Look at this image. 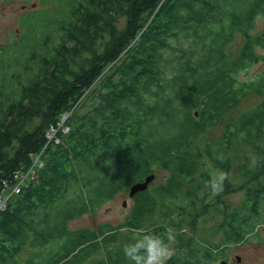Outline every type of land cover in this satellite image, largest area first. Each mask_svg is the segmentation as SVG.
<instances>
[{
    "label": "trees",
    "instance_id": "obj_1",
    "mask_svg": "<svg viewBox=\"0 0 264 264\" xmlns=\"http://www.w3.org/2000/svg\"><path fill=\"white\" fill-rule=\"evenodd\" d=\"M259 16L264 0H54L26 16L0 63V196L35 173L0 210V264H133L124 248L146 232L176 241L164 264H210L264 222V71L237 79L262 59ZM149 175L123 224L69 229ZM210 218L220 253L184 233Z\"/></svg>",
    "mask_w": 264,
    "mask_h": 264
},
{
    "label": "rangeland",
    "instance_id": "obj_2",
    "mask_svg": "<svg viewBox=\"0 0 264 264\" xmlns=\"http://www.w3.org/2000/svg\"><path fill=\"white\" fill-rule=\"evenodd\" d=\"M21 4H27L29 7V3L23 0H0V46L2 48L8 43L17 42L18 38L21 37V34L24 32V28L21 26V22L18 19L21 15L19 10ZM46 8H53L52 4L47 5ZM260 32H264V16H259L255 21L253 33ZM241 44L242 38L240 36H236L235 42L230 46V48H228V52L232 55H235V52L240 49ZM4 49L5 48L0 50V63ZM257 53L260 57H262L261 61L242 71L237 77L239 82H254L264 71V48H258ZM1 67L2 64H0V72L2 69ZM258 103V98L255 96H250L242 102L237 111H235V114L233 113V116L239 113L241 114L245 110L254 108ZM76 106L77 105L74 107ZM74 107L72 109H74ZM78 107L79 105L75 108V111H77ZM71 112L72 111L61 114L56 125L66 128L71 127V124H61V118L63 116L68 118ZM78 113H84V111H78ZM166 175V172L158 174V180L165 178ZM221 200L225 205L228 206L229 211H232L233 209L238 208L245 201L244 192H231L222 196ZM132 204L133 198L129 197L128 191L121 192L114 199L100 206L93 214L83 215L72 220L68 224V227L69 229L74 230L86 227L95 228L98 224L104 223L113 226L121 225L125 222ZM217 223L221 225L222 220L219 218H210L209 222L206 224L199 223L193 233H190L187 229L184 230V233L189 236H193V238L201 245L206 244V241H209L213 246H220L219 250L214 249L213 251V253H220L223 247L221 246V234L217 233L216 229H214L216 225L218 226ZM122 243L123 242L120 241V244ZM167 246L169 248V255L165 258V260L173 254L176 241L174 239L169 240L167 242ZM257 255H260V257H256ZM223 259L232 261V264H263L264 226L262 227L261 225H257L255 230L245 236V239L242 243L230 245V248L226 250L223 257H217L216 261L210 264H220V261Z\"/></svg>",
    "mask_w": 264,
    "mask_h": 264
},
{
    "label": "clouds",
    "instance_id": "obj_3",
    "mask_svg": "<svg viewBox=\"0 0 264 264\" xmlns=\"http://www.w3.org/2000/svg\"><path fill=\"white\" fill-rule=\"evenodd\" d=\"M222 180L223 174L210 182L213 192L222 187ZM168 238L172 239L171 231ZM141 251H143V255H141ZM124 253L133 264H164L165 258L169 255V248L163 238L154 233L146 232L127 244Z\"/></svg>",
    "mask_w": 264,
    "mask_h": 264
},
{
    "label": "built area",
    "instance_id": "obj_4",
    "mask_svg": "<svg viewBox=\"0 0 264 264\" xmlns=\"http://www.w3.org/2000/svg\"><path fill=\"white\" fill-rule=\"evenodd\" d=\"M67 119L66 116H63L61 118V124L63 125L65 123V120ZM61 131L62 133L67 131L66 127H59V126H55V128L51 127L49 129L48 133V139L51 141L52 139H55L54 137L57 134V131ZM56 141H58V139H55ZM33 160V167L38 168L42 166V162L40 161V158L38 155L33 156L32 157ZM35 170L33 168H30L26 174V176L28 178H26V176L22 177V176H17L16 178V182L14 184L13 187H11L8 191H5L1 196H0V210L3 209L5 207L6 201L9 198V196H11L14 193H17L20 189V187H22L27 181H30V179L33 177Z\"/></svg>",
    "mask_w": 264,
    "mask_h": 264
},
{
    "label": "flooded vegetation",
    "instance_id": "obj_5",
    "mask_svg": "<svg viewBox=\"0 0 264 264\" xmlns=\"http://www.w3.org/2000/svg\"><path fill=\"white\" fill-rule=\"evenodd\" d=\"M27 3H29V7L27 6V4H21L20 5V12H21V15L19 16V21L21 22V26H23L22 24V21L24 20V18L36 11H39V10H45V9H51V8H46L47 5H51L52 4V7L54 6V0H23ZM23 34V33H22ZM21 34V35H22ZM21 40V37L18 38V41L17 42H14L13 44L17 43L19 44ZM12 43H8L6 46H3V48L7 49ZM1 46H0V50L3 49ZM152 183V182H151ZM150 183V184H151ZM149 184V185H150ZM148 185V187H149ZM261 225L262 227L264 226V223L262 224H259ZM256 257H260V255H257ZM261 258H262V255H261ZM221 262H225L226 264H232V261L226 259V260H221L220 261V264ZM264 264V263H263Z\"/></svg>",
    "mask_w": 264,
    "mask_h": 264
},
{
    "label": "water",
    "instance_id": "obj_6",
    "mask_svg": "<svg viewBox=\"0 0 264 264\" xmlns=\"http://www.w3.org/2000/svg\"><path fill=\"white\" fill-rule=\"evenodd\" d=\"M153 180H154V175H149V176L144 178V181L132 184V186L128 189L129 197L133 198L137 193L147 190L148 185ZM221 264H226V263L221 262Z\"/></svg>",
    "mask_w": 264,
    "mask_h": 264
},
{
    "label": "bare ground",
    "instance_id": "obj_7",
    "mask_svg": "<svg viewBox=\"0 0 264 264\" xmlns=\"http://www.w3.org/2000/svg\"><path fill=\"white\" fill-rule=\"evenodd\" d=\"M47 147V146H46ZM36 154H38V153H36ZM28 167V166H27ZM20 175V174H19ZM13 182V181H12ZM15 182V181H14Z\"/></svg>",
    "mask_w": 264,
    "mask_h": 264
}]
</instances>
